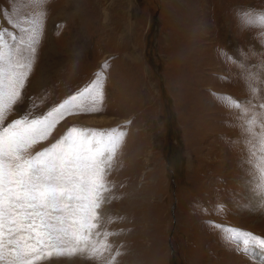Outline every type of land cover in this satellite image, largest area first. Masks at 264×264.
I'll use <instances>...</instances> for the list:
<instances>
[{
    "label": "rangeland",
    "instance_id": "rangeland-1",
    "mask_svg": "<svg viewBox=\"0 0 264 264\" xmlns=\"http://www.w3.org/2000/svg\"><path fill=\"white\" fill-rule=\"evenodd\" d=\"M12 0H0L11 12ZM19 2V0H18ZM46 19L19 108L46 111L104 68L103 103L68 115L38 152L73 126L127 135L107 177L97 230L110 250L39 264H264L226 242L224 225L264 237V127L213 95L264 98V0H45ZM30 16L43 10L21 5ZM244 13L251 21L242 19ZM10 31L11 25L0 17ZM221 50L238 63H230ZM251 76V79L249 77ZM222 77H228L227 80ZM261 90L253 96L246 86ZM28 97H31L29 101ZM13 113L9 119L15 118ZM259 119V118H258ZM223 207L217 211V206ZM103 241V235L99 237Z\"/></svg>",
    "mask_w": 264,
    "mask_h": 264
},
{
    "label": "snow or ice",
    "instance_id": "snow-or-ice-1",
    "mask_svg": "<svg viewBox=\"0 0 264 264\" xmlns=\"http://www.w3.org/2000/svg\"><path fill=\"white\" fill-rule=\"evenodd\" d=\"M24 3L43 10L25 16L21 9ZM46 14L45 0H12L11 12L0 9V17L15 30L0 24V264H39L53 257L86 252L99 258L110 250L107 240L113 235L97 230L101 226V209L112 199L106 196L114 187L107 177L126 131L120 127L103 131L73 126L56 142L32 152L68 115L100 110L103 70L107 65L82 89L46 111L35 112L36 104L31 102L26 108L17 107L27 95L25 89L37 58ZM256 15L264 25V13ZM242 19L251 21V16L244 13ZM221 55L230 63H238L222 50ZM246 86L253 96L261 90L252 83L246 82ZM213 95L241 115L249 112L246 105L264 110V98L254 105L251 100ZM28 99L31 101V97ZM13 113L16 116L10 120ZM258 123L264 127V111L254 112L246 121L247 131L251 132ZM257 165L264 178V156ZM222 207L218 205L217 211ZM210 224L221 229L225 241L237 246L236 251L247 256L253 254V249L264 252V237ZM101 235L103 241L99 239ZM119 255L117 251L109 264H114Z\"/></svg>",
    "mask_w": 264,
    "mask_h": 264
}]
</instances>
